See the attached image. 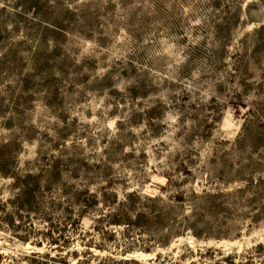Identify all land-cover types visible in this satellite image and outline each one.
I'll return each mask as SVG.
<instances>
[{"label": "rangeland", "instance_id": "1", "mask_svg": "<svg viewBox=\"0 0 264 264\" xmlns=\"http://www.w3.org/2000/svg\"><path fill=\"white\" fill-rule=\"evenodd\" d=\"M264 264V0H0V264Z\"/></svg>", "mask_w": 264, "mask_h": 264}, {"label": "trees", "instance_id": "2", "mask_svg": "<svg viewBox=\"0 0 264 264\" xmlns=\"http://www.w3.org/2000/svg\"><path fill=\"white\" fill-rule=\"evenodd\" d=\"M100 264H140V263L134 259H126V260L107 259L101 262Z\"/></svg>", "mask_w": 264, "mask_h": 264}]
</instances>
